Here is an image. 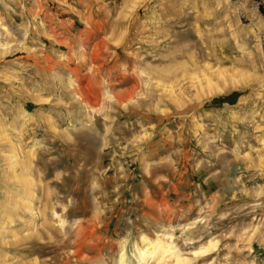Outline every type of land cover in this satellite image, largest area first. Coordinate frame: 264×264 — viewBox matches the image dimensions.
<instances>
[{
	"label": "rangeland",
	"instance_id": "1",
	"mask_svg": "<svg viewBox=\"0 0 264 264\" xmlns=\"http://www.w3.org/2000/svg\"><path fill=\"white\" fill-rule=\"evenodd\" d=\"M96 71L94 108L67 86ZM31 150L40 209L100 200L99 264L123 247L142 264L144 237L182 264H264V0H0V224ZM23 225L0 226V264H21L5 247ZM165 256L147 264H177Z\"/></svg>",
	"mask_w": 264,
	"mask_h": 264
},
{
	"label": "bare ground",
	"instance_id": "2",
	"mask_svg": "<svg viewBox=\"0 0 264 264\" xmlns=\"http://www.w3.org/2000/svg\"><path fill=\"white\" fill-rule=\"evenodd\" d=\"M98 75L99 72L96 71V73H92L90 77L82 78L78 76V78L76 79V84L73 83V85L72 82H68V85L66 82L65 85H68L67 89L69 88L74 90L72 97L77 96V90L80 92L81 96L78 95L80 97H76V100H79L78 102L87 103L88 105L95 108L97 105H99L100 101L102 100V92L100 90L99 82L97 80V77L99 78ZM207 86L210 93H212L213 91L216 92L218 90H221V87L217 83H214L209 79H207ZM136 90L137 82L124 94L119 93L114 95V100L118 103L123 104L124 102L134 98ZM35 99L37 101L43 102L48 101L47 97L41 95ZM82 122V126H79L80 128H83L84 130L86 129L88 132L94 131L93 126L90 125L91 123L87 125V122ZM68 136L70 137V134H68ZM18 156L19 155H17L15 151H12V153H9L7 156L9 160L10 170L13 172H16L19 167L21 157L19 158ZM26 156V166L23 164L24 172L22 171V174L14 173L15 181L23 185V192L20 193V190H17L14 194L8 193L6 195L7 200L5 202V205L3 202V205L6 207L11 206V208H9L10 211L6 208V211H8L9 213L6 212V214H4L0 226L3 227L7 223L16 225L18 219L25 221V225H23V228L21 227V229H14L12 232H10V237H12V240L8 241V246L5 247V256L11 257L12 259L20 258L21 264H47L48 261H57V253L59 251H62L63 256L60 259L63 260V262L61 263V260H59V262H53L54 264H70L73 263L72 261H74L75 264H99L98 262L100 260L103 263L104 259L102 257L92 254L89 255V250H92L95 245L92 240L97 239L95 238V236L97 235V220H99V223L102 222V214H104L100 200L95 198L94 200L91 199V201L86 200L84 202L82 200H78L77 204H82L85 207L84 211H80L83 213H78L79 211L75 212L74 207H72L70 209H67L63 213V215L60 216V214H58V206L56 204L51 203L52 200L50 197H48L51 195L50 193L52 192L51 191L50 193H47L48 190H51L49 186L52 185V183L48 182L46 187H48L49 189L47 191L45 190V194H48V196L46 197H48L51 201L46 198L47 200L45 199V201L47 202L43 201V208L40 205L42 209L41 210L36 204L37 201L35 203V200L38 197L37 192L39 182L37 181V179H35V176L32 174V168L36 167L34 161L37 156L33 150L29 151ZM56 184L58 183L56 182ZM21 186L19 187L20 189ZM39 199L41 200L42 198ZM12 202L13 206L11 205ZM36 205L38 206V210L40 209L39 212L36 210ZM63 209L65 210L66 207L63 206ZM91 209H94V211L96 212L95 215L92 214ZM20 210H22L21 214L19 212ZM51 212L54 213V216L55 214L59 215L58 220H54V218H52ZM72 216H74L75 218L74 222H71L69 220V218H71ZM41 218L42 220H40ZM39 226H41L42 229H40ZM18 240L23 242V245H18ZM143 240H147V248L141 250L137 247L139 249V260L142 264H147L149 260L151 258H155V256H157L158 258L166 257V254L175 256L177 259V264H182L181 262L185 263L186 259L182 257V254L178 249H176L173 243H167L160 238L152 240L148 239L147 237H144ZM215 245V242L211 241L208 246H205L196 253L206 254L211 250L212 247H216ZM94 251L97 252L96 250ZM122 251L123 253L120 256L119 263L130 264L131 260L129 259L128 253L124 247L122 248ZM47 255H51L50 260H42V257ZM29 257H33V260L26 261V258Z\"/></svg>",
	"mask_w": 264,
	"mask_h": 264
}]
</instances>
